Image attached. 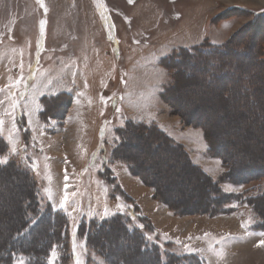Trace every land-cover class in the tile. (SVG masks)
<instances>
[{
    "label": "rangeland",
    "instance_id": "obj_1",
    "mask_svg": "<svg viewBox=\"0 0 264 264\" xmlns=\"http://www.w3.org/2000/svg\"><path fill=\"white\" fill-rule=\"evenodd\" d=\"M233 7L258 10L264 4L257 0H43L41 6L40 0H0V135L8 147V155L0 160L11 158L30 170L42 184V197L66 214L69 254L73 253L69 264H107L78 236L81 220L90 224L117 213L131 214L113 185L102 178L105 166L116 184L142 206L159 229L161 241L174 243L175 252L198 253L206 264H264V232L253 229L256 216L249 204L233 201L228 211L214 216L175 214L125 163L112 161L118 130L128 121L143 122L187 143L192 160L225 192L248 197L263 188L264 179L243 185L222 180L227 169L220 158L209 154L202 128L187 124L163 98L173 82L163 60L182 48L227 41L249 20L239 15L220 19ZM207 86L206 82L188 86L182 107L193 102L199 110L195 116L211 115L210 125L236 139L237 148L264 154V119H260L264 108L259 112L252 107L254 101L245 91L227 105L222 94H215L225 86L205 92ZM58 93L72 98L67 115L63 121L60 115L45 123L41 98ZM258 101L264 103V97ZM225 111L246 115L237 124L231 115H223ZM249 122L251 129L241 138ZM24 123L30 133L22 128ZM131 146H144V141ZM147 150L142 158L159 171L158 180L166 183L168 197L176 205L187 198L202 207L198 201L202 187L194 186L191 173L183 174V161L164 156L169 154L153 146ZM244 154L239 153L237 161L244 160ZM21 193H29L22 177L0 179V211L5 213L0 227L5 234L21 218ZM132 221L140 225L136 218ZM115 246L120 247L119 242ZM57 251H52L50 264H59ZM128 257L133 264L149 263V258L136 253Z\"/></svg>",
    "mask_w": 264,
    "mask_h": 264
},
{
    "label": "trees",
    "instance_id": "obj_2",
    "mask_svg": "<svg viewBox=\"0 0 264 264\" xmlns=\"http://www.w3.org/2000/svg\"><path fill=\"white\" fill-rule=\"evenodd\" d=\"M224 12L219 16L220 19L239 15L248 17L249 20L223 44L215 46L204 44L190 50L182 48L176 54L165 58L163 64L172 72L173 82L165 88L163 98L187 124L202 128L209 154L220 158L227 169L222 180L243 185L264 179V154H247L244 146L241 149L237 148L236 139L231 140V136L226 135L222 128L210 125L213 119L211 115L195 116L199 110L192 105L193 102H190L188 107H182L187 87L200 86L206 82L208 86L205 92H214L220 85L225 86L215 94L218 96L222 94V101L227 105H231L234 97L245 91L247 94L250 93L254 101L252 107L259 112L264 108V103L258 101L260 97H264V90L261 88V84L264 83V8L252 10L233 7ZM249 72L252 75H248ZM41 101L43 109L40 116L48 123L51 117L57 118L61 115V120L65 119L72 98L68 93H58L42 97ZM223 115L232 116V113L225 111ZM245 115L246 112L240 111L237 117L234 115L232 117L238 124ZM260 119L264 117L261 115ZM249 126L250 122L245 125L241 138L249 133L251 129ZM22 128L30 133L25 123ZM211 130L214 133L211 134ZM117 133L119 141L113 150L112 161L125 163L130 173L138 176L145 185L153 187L157 198L175 214L214 216L228 211L230 209L228 205L233 201L247 203L256 216L253 229L264 232V207L261 202L264 200V186L248 197H245L246 193L233 195L225 192L219 181L214 180L192 160L185 145L176 142L156 125L128 121ZM139 141H144V146L130 147ZM152 146L155 150H163L169 154L164 156L183 161L181 165L183 174L191 173L194 186L200 189L202 187L203 193L198 200L202 207L193 206L192 200L187 198L180 199L176 205L174 199L168 197L166 183L158 180L159 171L154 169L152 163L142 158L148 153L147 148ZM7 151L8 147L0 135V157L6 155ZM239 153H245L244 160L237 161ZM164 156L161 155V159ZM141 163L144 166L141 167ZM171 166L168 165V168ZM103 169L102 178L109 185H113L115 193H119L124 199L131 214L125 216L124 213H117L109 219L93 220L90 224L81 220L78 236L85 238L90 252L100 256L107 264H133L132 261L127 262V259L135 253L149 258L147 264H206L205 258L198 253H177L174 251L173 243L161 241L156 227L143 213L137 201L116 184L117 179L107 166ZM13 175L24 179L25 185L29 187V193L20 195L21 218L13 222L6 234L0 227V264H50L54 249L59 253L56 261L59 264H69L73 253L71 251L69 254V224L66 214L54 209L42 197V184L33 177L30 170L22 168L15 160L8 158L5 163H0V179H10ZM21 191L27 192V189ZM4 215L5 213L0 211V217ZM134 218L140 225L132 223ZM42 237L44 241L39 242ZM116 242H119L120 247L115 246Z\"/></svg>",
    "mask_w": 264,
    "mask_h": 264
},
{
    "label": "crops",
    "instance_id": "obj_3",
    "mask_svg": "<svg viewBox=\"0 0 264 264\" xmlns=\"http://www.w3.org/2000/svg\"><path fill=\"white\" fill-rule=\"evenodd\" d=\"M163 128H165V127H163ZM166 129V128H165ZM168 129V128H167ZM169 134V133H168ZM170 135V134H169ZM171 136V135H170ZM175 136V135H174ZM174 136H171V137H174ZM176 137V136H175ZM174 137V139L176 140H178V141H180V139H178V138H175ZM183 145H185V147H187L188 146V144L187 143H184L183 141H180ZM188 149V148H187ZM188 152H189V150H188ZM193 158V157H192ZM194 161V160H193ZM195 162V161H194ZM195 163H197V162H195ZM139 203V202H138ZM142 207V206H141ZM143 209V208H142ZM143 211H144V209H143ZM156 229H157V231H158V233L160 234V232H159V229L156 227ZM172 243V242H171ZM174 244V243H173ZM187 253H191V252H187Z\"/></svg>",
    "mask_w": 264,
    "mask_h": 264
},
{
    "label": "snow or ice",
    "instance_id": "obj_4",
    "mask_svg": "<svg viewBox=\"0 0 264 264\" xmlns=\"http://www.w3.org/2000/svg\"><path fill=\"white\" fill-rule=\"evenodd\" d=\"M40 2H41V6H43V0H40ZM44 27H45V21H41L40 22V28H41V32L43 33V31H44ZM5 161H3V160H0V163H4Z\"/></svg>",
    "mask_w": 264,
    "mask_h": 264
},
{
    "label": "bare ground",
    "instance_id": "obj_5",
    "mask_svg": "<svg viewBox=\"0 0 264 264\" xmlns=\"http://www.w3.org/2000/svg\"><path fill=\"white\" fill-rule=\"evenodd\" d=\"M257 1L264 4V0H257ZM140 166L142 167L144 166V164H140Z\"/></svg>",
    "mask_w": 264,
    "mask_h": 264
}]
</instances>
